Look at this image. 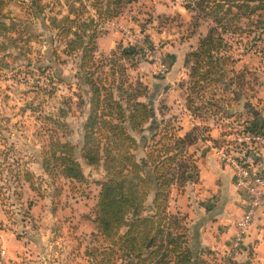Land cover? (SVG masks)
I'll return each instance as SVG.
<instances>
[{
	"label": "trees",
	"instance_id": "16d2710c",
	"mask_svg": "<svg viewBox=\"0 0 264 264\" xmlns=\"http://www.w3.org/2000/svg\"><path fill=\"white\" fill-rule=\"evenodd\" d=\"M134 1L92 0L90 6L96 20L82 19L84 7L71 8L72 18H50L47 27L63 41L62 53L78 58V82L89 96L79 157L77 147L55 141L49 154L54 164L52 172L66 180L82 182L79 158L86 166L102 168L105 173V179L96 183L99 191L90 209L95 231L89 237L85 256L90 264H239L229 254L193 252L186 217L167 211L171 185L189 181L188 174L196 172L195 159L187 150L207 140V128L195 127L178 137L173 122L162 121L154 137L144 144L145 153L140 157L141 140L136 136L154 120V111L147 101V86L127 73L126 64L133 68L141 61L137 59L138 51L119 44L110 58L96 56V39L102 34V23L121 15ZM185 1V10L195 20V31L201 22L209 23L197 48L184 61L189 70L186 107L203 120L219 112V100L212 91L205 94L207 87L219 85L231 95L243 96L244 72L232 76L224 72L230 61L224 55L228 47L225 36L254 34L253 41L260 40L264 36V0ZM3 6L0 1V14ZM39 13L32 12L35 16L43 14ZM242 21L246 24L242 25ZM7 32H14L13 24L0 20V36ZM248 111L252 121L244 129L250 133L264 131L260 113ZM234 154L257 168L264 166V153L255 154L241 147ZM21 176L30 182V173L23 171Z\"/></svg>",
	"mask_w": 264,
	"mask_h": 264
},
{
	"label": "rangeland",
	"instance_id": "374dc122",
	"mask_svg": "<svg viewBox=\"0 0 264 264\" xmlns=\"http://www.w3.org/2000/svg\"><path fill=\"white\" fill-rule=\"evenodd\" d=\"M0 1L4 5L0 20L14 26V32L0 36V230L15 233L19 238H24L27 233V239L34 238L37 235L35 231L39 230L49 234L48 240L58 238L63 233L71 237L76 234L74 242L71 237H67L71 238L68 239L70 243L73 242L69 246L72 245L73 250H76L77 245H81L83 241L87 244L84 232L88 230L85 224H79L77 218L74 221L70 219L83 211L90 212V207H94L99 191L96 183L105 179V173L102 168L86 166L79 158L77 159L84 176L82 182L69 181L52 172L54 164L50 161L49 154L54 149L52 143L55 141L77 147L76 156L79 157L84 134L82 127L89 110V96L86 95V88L78 82V58L66 57L62 53L63 41L57 37L56 31L47 30L46 27L49 28L50 18L69 16L71 8L84 7L82 19L91 17L92 14L91 18L96 20L95 13L88 8L92 0ZM155 1L157 0H135L122 13L147 29L153 25L168 30L170 34L177 29V37L185 38L193 31L197 34L202 29L198 26L195 31L192 25L195 20L191 13H185L182 19L177 15V8L187 4L185 0H173L169 4L166 1H162L165 4H156ZM173 3L175 8L171 5ZM32 10L42 12V15L38 14L41 18L33 15ZM186 23L190 25L186 27ZM104 24L105 22L102 23L100 36L106 31ZM128 27L119 29L122 41L117 45L138 51L137 59H141L139 64H152L139 51L138 45L143 42L157 47L165 60L159 42L146 41L140 36L138 29ZM233 41L226 39V54L232 60L225 69L232 67L237 59L235 54L244 55L245 51L259 53L264 49V36L256 42H253V36L246 42L242 40L249 49L237 46L233 48ZM117 45L103 57L110 58ZM126 67L128 75L135 79L136 75L132 70L137 64L133 68L126 64ZM206 93L209 94L207 91ZM226 97L230 99L232 95ZM23 171L31 174L30 182H26L21 176ZM57 228L56 232L51 231ZM1 251L3 249L0 248V253ZM78 264L82 262L79 261Z\"/></svg>",
	"mask_w": 264,
	"mask_h": 264
},
{
	"label": "crops",
	"instance_id": "0c3cea01",
	"mask_svg": "<svg viewBox=\"0 0 264 264\" xmlns=\"http://www.w3.org/2000/svg\"><path fill=\"white\" fill-rule=\"evenodd\" d=\"M64 1L66 2V0ZM162 1L169 4L173 0H161V3L157 0L155 3L165 4ZM89 7L91 8L88 5ZM156 7H160V5H156ZM91 11L94 12L92 9ZM176 13L181 19L185 13L190 14L180 6ZM91 17H93L92 14ZM241 23L242 25L246 24L245 21ZM139 25L137 20L131 21L125 16V13L105 22L103 25L106 30L105 34L96 39V56H107L114 50V46L122 41L119 29L122 30L124 26H129L134 30L138 29L140 36H143L146 41L152 40V42L160 43L161 52L168 65L167 73L164 76L158 75L153 63L148 62H142L132 70L136 75L135 78L147 86V101L152 105L154 111V120L147 123L143 132L136 136L137 140H141L138 154L140 157L143 156L145 153L144 144L154 137L162 121L171 120L178 137H183L195 127L207 128V132L204 133L207 140L198 142L196 146L187 150V154L195 159L196 172L194 175L188 174V177L191 178L189 181L182 183L176 181L171 185L167 211L186 217L190 247L193 252L209 250L219 256L226 255L229 253L230 241L236 232V222L243 215L245 206L242 191L235 184L232 167L219 161L213 146L220 144L225 135L234 131L237 125H242L238 128L248 126L252 121L251 112L248 114V110H253L256 115L259 112L260 117L264 119V49L259 53L245 51L244 55H234L237 58L235 62L233 61L234 64L236 63L235 67L233 64L232 67L225 69L227 67L225 66L224 72L229 76L244 72L246 83L242 89L243 96L234 94L229 99L226 95L231 96V94L224 91L221 86L207 87L205 94H207L206 91L209 93L212 91L216 95L215 99L219 100V112L214 113L212 109L214 117L205 116L202 120L193 115L186 107L189 70L185 67L184 61L186 55L196 48L199 39L206 34L209 23L202 22L199 25V29H202L198 30L197 34L192 32L193 34L190 33L185 38L177 37L178 32H175L177 29H174L170 34L162 27L156 28L157 26L151 25V28L147 29L142 24L139 28ZM185 25L188 27L190 23ZM251 36L254 39V34ZM251 36L227 35L225 40L231 42L234 40L233 48L237 46L241 49L244 47L249 49V46H246L247 43H242V40L246 42ZM232 50L236 52L234 49ZM225 56L229 57L226 52ZM257 58L258 61H256ZM205 111L210 110L206 109ZM76 218L80 225L85 224L88 231L83 232L89 242L90 235L95 231L91 222V213L83 211L79 216L73 215L70 220L74 221ZM57 230L58 228L51 231L56 232ZM35 233L37 235H34V238L27 239V233L24 234V238H19L15 233L0 230V248L4 251L3 264H78L79 261L82 264H90L85 256L88 242L86 244L83 241L81 245H77L76 250H73L72 245L69 246L74 242L73 238L76 237V234H72L71 237L67 233L66 235L63 233L58 238L48 240L49 234L44 230L35 231ZM68 239L73 242L70 243ZM78 257L82 259H77ZM234 260L239 264H264V211H257L240 250L234 255Z\"/></svg>",
	"mask_w": 264,
	"mask_h": 264
},
{
	"label": "built area",
	"instance_id": "2783aa9c",
	"mask_svg": "<svg viewBox=\"0 0 264 264\" xmlns=\"http://www.w3.org/2000/svg\"><path fill=\"white\" fill-rule=\"evenodd\" d=\"M138 46L142 55L153 63L157 74L164 76L168 67L158 48L146 45L144 42ZM241 147L255 154L264 153V131L250 133L244 127L235 128L225 135L220 144L213 146L219 161L232 167L235 184L242 191L245 206L243 215L236 222V232L230 241L228 254L232 257L240 250L257 211H264V166L260 165L257 168L251 161L243 162L238 159L234 152ZM3 256L4 251H1L0 264L3 263Z\"/></svg>",
	"mask_w": 264,
	"mask_h": 264
}]
</instances>
